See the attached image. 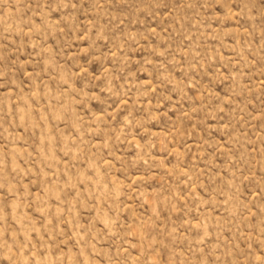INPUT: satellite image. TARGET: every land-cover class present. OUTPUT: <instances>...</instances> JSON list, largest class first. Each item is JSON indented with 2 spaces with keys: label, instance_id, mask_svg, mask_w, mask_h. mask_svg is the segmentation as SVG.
I'll return each instance as SVG.
<instances>
[{
  "label": "rangeland",
  "instance_id": "374dc122",
  "mask_svg": "<svg viewBox=\"0 0 264 264\" xmlns=\"http://www.w3.org/2000/svg\"><path fill=\"white\" fill-rule=\"evenodd\" d=\"M0 264H264V0H0Z\"/></svg>",
  "mask_w": 264,
  "mask_h": 264
}]
</instances>
